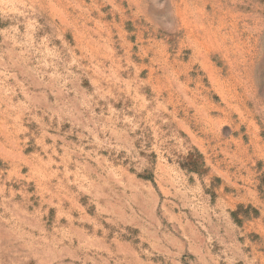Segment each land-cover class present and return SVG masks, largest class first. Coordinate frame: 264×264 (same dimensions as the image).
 Returning <instances> with one entry per match:
<instances>
[{
  "label": "rangeland",
  "instance_id": "1",
  "mask_svg": "<svg viewBox=\"0 0 264 264\" xmlns=\"http://www.w3.org/2000/svg\"><path fill=\"white\" fill-rule=\"evenodd\" d=\"M0 264H264V0H0Z\"/></svg>",
  "mask_w": 264,
  "mask_h": 264
}]
</instances>
